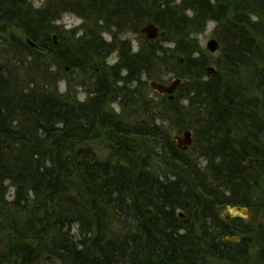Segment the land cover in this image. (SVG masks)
<instances>
[{"label":"trees","instance_id":"trees-1","mask_svg":"<svg viewBox=\"0 0 264 264\" xmlns=\"http://www.w3.org/2000/svg\"><path fill=\"white\" fill-rule=\"evenodd\" d=\"M93 1L89 9L102 8L105 19L114 22L110 29L157 26L183 62L174 56L169 66L160 61L159 39L135 53L119 41L124 76L117 65L102 68L94 75L93 98L73 104L50 90L47 68L86 69L107 44L92 39L74 50L54 43L55 7L0 0V34L12 49L10 60H0V217L10 223L12 235L9 245H0V264L244 259V240L225 241L237 232L236 219H223L220 212L234 206L253 210L248 194L264 183V0ZM207 20L216 26L224 63L223 74L209 82L203 80L206 61L187 56L189 30ZM27 40L46 48L43 58ZM29 69L37 73L22 75ZM139 74L161 84L172 76L192 83L193 143L203 166L175 146L166 118L162 122L150 115L152 102L134 87ZM120 97L132 106L136 124L107 111L106 102ZM163 104L173 108L176 98ZM174 111L169 122L181 119ZM100 137H107L105 159L90 147ZM116 149L126 152L123 159H116ZM259 204L264 214V199ZM72 243L77 247L70 248ZM260 249L264 264V237Z\"/></svg>","mask_w":264,"mask_h":264},{"label":"rangeland","instance_id":"rangeland-1","mask_svg":"<svg viewBox=\"0 0 264 264\" xmlns=\"http://www.w3.org/2000/svg\"><path fill=\"white\" fill-rule=\"evenodd\" d=\"M91 2L95 1L30 0V3L34 8H39L42 10L50 6L56 8V21L52 25V27L55 28V31L54 34L51 35L54 43L59 42L63 45H67L74 50H76V48L80 47L81 45L88 43L89 40L92 39H94L95 41H100L102 43L105 42V44H107L104 51L100 52L101 54L98 56V61L93 60L86 69L81 67L72 68L69 66H65L59 69L58 67L52 66H49L47 68V75L51 79L52 85L50 90H52V92L57 95H62V97L65 99H69L73 104L86 102L93 98L92 94L94 92V75L98 72H101L102 68L111 69L115 68V66L117 65L116 69H118L121 72V75L124 76L120 66L123 63L119 55V41H124L125 44L129 45V49L132 53H135L142 48H144L145 50H149L148 46L145 44L149 40H147L144 35H140L138 32L143 26L152 23H144L136 31L130 30V28H127L125 31L120 32L117 29H110L114 24L113 20H106L104 10L102 8L99 10L98 5L97 7L95 5L93 10L89 9ZM214 26V23L207 20L205 21L202 28L198 30H189L188 33V41L190 45L188 47L189 52L187 56L190 58V60L193 61H206L203 80L207 82H209L208 80L212 75L217 74L218 76H220L221 74H223L222 70L224 72L222 47L217 37V32L214 30ZM12 32H14L16 35H19L17 31ZM160 32L161 31L158 29L157 39L160 40V44H158L157 48L160 49L161 53L163 54L160 61L165 63L166 66H169L171 62V56H174L176 58L180 57L179 60L182 63L184 57L179 54V51L175 54L173 53L174 51H176L174 50V43L167 42L169 38H167L166 33L162 32V34H160ZM117 33L119 37L116 35ZM154 40H156V38ZM211 40H214L217 43V49L214 53H211L206 47L207 43ZM116 41H118V43ZM188 41L186 42L188 43ZM26 44L30 49L34 51V53L40 54L42 58L44 57L46 48L44 50L40 49L39 46L36 47L37 45L35 46L34 43L28 40L26 41ZM11 54L12 49L9 44L6 43V35L0 34V60H10L9 57L11 56ZM23 60L25 62V57L23 58ZM249 72L250 70L243 72L242 83L247 84L246 81L248 79ZM25 73L36 74L37 72H34V69H29L25 70L22 75H24ZM176 79L181 81V83L179 84L181 85V88L178 89L177 87L173 95L174 98H176V104L173 106V108H170V106L167 104L162 105L163 100H168L167 95H159L153 92L149 87V83L151 81L146 75L139 74L138 81L136 84L134 83V87L136 85L140 87L137 90L138 94L139 92H141L142 95H144L145 99H149L152 102V110H149L152 117H158L162 122H165V118L166 120H168V122L165 123L166 128H168L166 129V132H169L171 139L174 135H180L184 130L191 131L193 138V127L196 125V116L194 111L190 107V100H188L190 98L189 95L192 91V83H190V81L179 79L177 76L164 77L161 82L162 85L167 86ZM125 100H127V98H111L108 100V102H106V109L107 111H110L111 113L120 117L129 116V123L136 124V121L133 120L135 118L131 117L130 115V113L133 112V108L131 105L127 106V104H125ZM204 101V99H200L199 103ZM154 108L156 111L155 114L152 112L154 111ZM172 110H175L174 112L178 111L179 113L183 114L180 121L175 120V123L174 121L169 122L168 114L171 115ZM174 144L177 147L175 142ZM92 148L98 158H107L110 152L107 146V137H100L99 139L94 141L92 143ZM182 151H186V155L193 157L197 162L200 163V165L203 166L204 163L201 159L199 148L193 143V140L192 144L186 150ZM248 163L250 165H253L252 161L250 160L248 161ZM157 170L155 169L154 171L157 172ZM160 175H162V173H160ZM10 193L11 190L7 189V198H9ZM248 195L250 199L249 202H251L253 210H250L246 207L248 209V217L246 219H242L239 217L233 218L234 220L236 219L233 223L236 225L235 228L238 229L237 232H234L231 236H229L238 238V241H229L230 243H241L242 240L246 242L248 246L247 250L245 251L246 256L242 260H226L215 262L214 264H261L260 248L262 245V238L264 237V214L259 211V206L261 204H259V202L264 199V183L260 182L259 186H256L255 189H253V191H251ZM34 217L36 218V214L34 215ZM220 217L223 219H228V211L226 208L221 210ZM1 218L2 217H0V245L3 242H7V245H9V242H11L12 239L10 223H3L1 221ZM3 226L4 229H2ZM72 233H74V230H72ZM1 250L2 249L0 248V253L2 252ZM7 263L12 264L9 262ZM36 264L60 263L54 260L44 261L43 259H41Z\"/></svg>","mask_w":264,"mask_h":264},{"label":"water","instance_id":"water-1","mask_svg":"<svg viewBox=\"0 0 264 264\" xmlns=\"http://www.w3.org/2000/svg\"><path fill=\"white\" fill-rule=\"evenodd\" d=\"M139 34L144 35L147 40H154L158 36V28L152 24H148L139 30ZM206 47L211 53H214L217 49V43L211 40L207 43ZM180 83L181 81L176 79L166 86L152 81L149 83V87L153 92L159 95H167L168 100H172L173 94ZM173 140L180 149L186 150L192 144V133L189 130H184L180 135H174ZM226 209L228 211V219L235 217L246 219L248 217V209L246 207L234 206L227 207ZM225 241H238V238L226 237Z\"/></svg>","mask_w":264,"mask_h":264},{"label":"bare ground","instance_id":"bare-ground-1","mask_svg":"<svg viewBox=\"0 0 264 264\" xmlns=\"http://www.w3.org/2000/svg\"><path fill=\"white\" fill-rule=\"evenodd\" d=\"M215 27V29L214 30H216V26H214ZM162 32H164V31H162ZM162 32H160V34H162ZM139 33V32H138ZM157 39V38H156ZM150 41H152V40H149L148 42H150ZM154 82V81H153ZM156 83V82H155ZM158 84H161V83H158ZM178 116H183V114L182 113H178ZM179 121H180V119H179ZM125 138H127V136H123V137H120L119 138V141L122 143V141H124V139ZM172 141L173 142H175L174 140H173V138H172ZM115 142H116V140H115ZM176 143V142H175ZM117 145L118 146H120L121 147V144L119 143V142H117ZM177 145V144H176ZM90 147H91V149L93 150V148H92V143H90ZM178 147V146H177ZM179 148V147H178ZM180 149V148H179ZM180 150H182V149H180ZM65 151V148H63L62 149V152H64ZM125 151H123V150H114L113 151V154H114V156L116 157V159H119V160H121V159H123L124 158V156H125ZM61 202H57V204H60ZM64 205H62V206H60V208H65V206L63 207ZM59 208V209H60ZM227 208V207H226ZM50 211V210H49ZM58 212L60 213V210H58ZM84 220V219H83ZM84 222H86L85 220H84ZM226 242H229V241H226ZM69 245V247L70 248H72V247H77V244L76 243H72V244H68ZM71 245H72V247H71ZM84 255V254H83Z\"/></svg>","mask_w":264,"mask_h":264}]
</instances>
